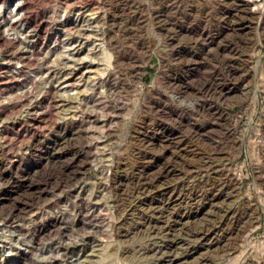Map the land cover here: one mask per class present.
<instances>
[{
	"label": "rangeland",
	"instance_id": "374dc122",
	"mask_svg": "<svg viewBox=\"0 0 264 264\" xmlns=\"http://www.w3.org/2000/svg\"><path fill=\"white\" fill-rule=\"evenodd\" d=\"M0 264H264V0H0Z\"/></svg>",
	"mask_w": 264,
	"mask_h": 264
}]
</instances>
